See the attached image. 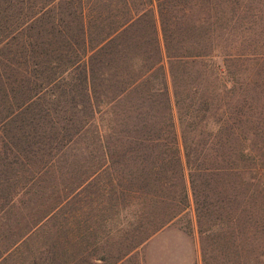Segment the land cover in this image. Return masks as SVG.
Returning <instances> with one entry per match:
<instances>
[{"label": "trees", "instance_id": "16d2710c", "mask_svg": "<svg viewBox=\"0 0 264 264\" xmlns=\"http://www.w3.org/2000/svg\"><path fill=\"white\" fill-rule=\"evenodd\" d=\"M138 1L144 10L133 15V0H120L121 17L115 22L112 10L108 16L104 14V5L112 0H0V135H5L1 137L4 154L14 157L8 163L0 159V166L16 177L28 172L35 182L51 164L39 168L41 172L29 170L30 166L59 159L78 138L90 135L88 148L94 153L91 177L109 171V180L125 181L121 192L125 200L141 195L145 199L141 204H151L159 216L138 239L136 245H140L190 208L185 168L202 229L209 198L207 181L201 177L206 167L202 166L215 161L217 167L209 171L221 175L225 169H234L247 186L250 195L246 197L260 217L255 221L251 212L253 219L248 224L250 242L259 245H254L252 264H264V182L259 183L264 179V154L257 156L264 149V70L257 82L251 70L228 68L257 58L264 61V54L226 55L227 68L217 66L212 37L217 30L218 0ZM98 3L102 7L95 17ZM194 7L207 9L205 19L198 22L213 30L202 27L195 31L186 26V14ZM154 10L162 43L155 16L150 21L143 18ZM106 17L114 22L106 25ZM141 24L149 30L148 40L135 33L143 31ZM106 30L107 36H103ZM129 97H137L138 102L131 103ZM124 98L131 104L127 111L119 106ZM259 107L255 116L254 109ZM260 157L263 162L254 174L251 168ZM173 164L178 171L171 170ZM129 166L134 170L126 171ZM177 173L179 176H173ZM131 174L134 178L123 177ZM171 177L181 181L175 200L164 192L170 189L164 183ZM136 182L142 185L138 189L132 188ZM151 182L154 190L150 195L140 190ZM117 193L113 189L111 196ZM26 194L41 197L38 208L42 210L38 211L42 212L36 218L37 207H33L29 225L17 223L0 234V262L7 257L12 264H26L14 258L59 208V199H50L53 206L47 207L49 199L42 184L30 186ZM5 220L0 218V222ZM239 227L245 228L240 223ZM245 234L239 232L241 239ZM40 256L30 264H76L70 257L61 261L56 248Z\"/></svg>", "mask_w": 264, "mask_h": 264}, {"label": "rangeland", "instance_id": "374dc122", "mask_svg": "<svg viewBox=\"0 0 264 264\" xmlns=\"http://www.w3.org/2000/svg\"><path fill=\"white\" fill-rule=\"evenodd\" d=\"M189 1L192 0H185V2ZM133 2L131 11L133 15L137 10L138 12L144 10L139 7L138 0ZM121 6L120 0H112L111 4L106 2L105 16H108L112 10V14L117 16L114 21H118L121 17ZM101 7L100 3L94 6L95 17L100 13ZM203 10L197 7L190 9V12L186 14V26L195 28V31L202 27L210 29L211 26L200 23L205 19V14L209 13L207 9ZM217 10L216 21L214 20L217 30L213 33L212 42L214 54L218 57L216 63L220 69L227 68V64L223 62V57L226 55L256 52L264 54V0H218ZM157 14V10H154V14L147 13L143 18L150 21V16H155L158 36L162 43ZM112 21V17L105 19L106 25H110ZM141 27L143 28L142 24ZM148 32V28L144 27L143 31L135 33L148 40ZM101 34L107 36V30ZM228 68L238 69L240 72H244L245 68L248 71L251 70L257 76L258 82L264 70V61L257 58L250 64L244 65L239 62ZM168 87L172 98L170 82ZM182 93H184L183 90L180 96ZM125 99L127 98L119 102L120 108L124 111L131 106L130 102H138L137 97L134 100L129 97L130 102ZM125 102L127 103L123 106ZM260 108L254 109L255 116L260 112ZM130 115L133 117L132 113ZM130 115H125L129 121ZM129 129L130 127L127 126V130ZM3 136L0 135V159L8 163L14 157L7 158L4 154L1 138ZM9 136L12 134L7 135ZM90 140H92L90 135L82 139L78 138L73 146L60 153L59 159L56 157L44 159L45 164L30 166L29 170L41 172L39 168L51 164L45 172H41L40 178L38 177L35 182H31L34 176L28 172L16 177L3 169L4 166H0L3 169L0 172V218L6 219L5 223L0 222V234L6 233L7 227L12 228L17 223L23 225L26 222L29 225L30 222L27 219L31 213L30 210L35 206L37 207L36 218L40 216L42 211L38 210L42 209L38 207L41 197L27 195L30 186L35 184L44 186L45 197L49 199L47 207L53 206L50 199L60 201L59 208L41 228L35 231L36 234L22 248L20 256L14 259L24 260L26 264H30L33 259L37 260L41 257L40 253L47 251L51 253V250L56 248L61 261L66 262L70 257L69 261L72 260L71 262L76 264H242L243 261L244 264H252L254 262V250L258 244L250 242L251 234L248 224L252 223L251 212L255 216L254 211L257 210L256 206L251 207L250 199L246 197L250 195L246 192L247 186L240 181L239 174L236 176L234 169H225L221 177L214 171H209L217 167L214 166L215 161H208L202 166L207 168H203L201 177L204 176L203 179L207 181L208 186L205 188L208 190L209 198L206 201L207 207H204L207 209V215L201 229L197 224L188 184V172L185 168L183 174L188 189L190 208L148 240L136 245L138 239L144 237L156 224L159 216L154 212L151 204H141L140 201L143 200L141 195L125 200V197L121 195L122 187L125 188V181L109 180V171H102L95 178L91 177L94 169L90 159L94 157V153L92 148H88L91 144ZM179 146L181 162L184 164L183 148L180 142ZM261 154H264L262 148L257 156ZM52 160L56 162L53 163ZM262 162L260 157L251 168L252 173L255 174L254 171ZM171 167H173L171 170L178 171L176 165L173 164ZM128 170L133 171L134 167L129 166L126 168V171ZM173 176H179V174ZM123 177L134 178L133 174L123 175ZM168 179L164 185L170 189L164 192L175 200L181 188V181L180 178ZM263 182L264 179L261 178L259 183ZM141 186L136 182L132 188L138 189ZM113 189L118 192L117 196H111ZM140 190L146 191L147 194L153 192V182ZM256 204L260 206L258 198H256ZM257 218L260 219L256 215L254 220L256 221ZM239 223L245 228L241 229ZM239 232L245 234L242 239ZM250 250L253 252L249 253ZM85 257L86 262H83ZM9 259L6 257L0 264L10 263L12 260Z\"/></svg>", "mask_w": 264, "mask_h": 264}]
</instances>
